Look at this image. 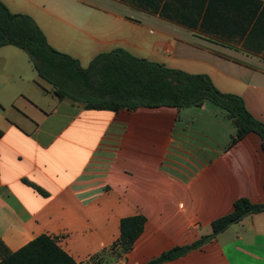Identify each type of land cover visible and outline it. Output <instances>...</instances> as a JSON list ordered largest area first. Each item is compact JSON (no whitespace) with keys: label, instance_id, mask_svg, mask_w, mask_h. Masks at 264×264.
Returning a JSON list of instances; mask_svg holds the SVG:
<instances>
[{"label":"crops","instance_id":"crops-1","mask_svg":"<svg viewBox=\"0 0 264 264\" xmlns=\"http://www.w3.org/2000/svg\"><path fill=\"white\" fill-rule=\"evenodd\" d=\"M1 1L33 17L50 45L85 69L123 49L209 76L264 122V0H68L51 17L39 0ZM234 134L210 103L86 110L39 78L0 80V242L16 252L41 235L58 237L80 264L120 238L122 219L141 215L145 231L122 264L193 244L237 200L264 204L262 140L252 133L230 146ZM164 264H264V213Z\"/></svg>","mask_w":264,"mask_h":264},{"label":"trees","instance_id":"trees-1","mask_svg":"<svg viewBox=\"0 0 264 264\" xmlns=\"http://www.w3.org/2000/svg\"><path fill=\"white\" fill-rule=\"evenodd\" d=\"M140 5L153 0H133ZM8 46L25 51L38 78L73 106L86 110L135 111L140 108H200L210 103L222 111L235 128L230 146L249 134H257L264 150V122L255 118L241 96L220 91L207 75H193L138 58L123 49L98 55L83 68L80 61L52 47L36 20L14 13L0 0V49ZM40 190V189H39ZM41 191V190H40ZM264 213V204L241 198L232 213L212 223V233L193 244L175 247L146 264H164L186 256L215 240L246 217ZM144 216L121 220L120 238L102 253L80 264H116L126 257L143 235ZM0 264H78L60 245L59 238L41 235L20 250L11 252L0 242Z\"/></svg>","mask_w":264,"mask_h":264},{"label":"rangeland","instance_id":"rangeland-1","mask_svg":"<svg viewBox=\"0 0 264 264\" xmlns=\"http://www.w3.org/2000/svg\"><path fill=\"white\" fill-rule=\"evenodd\" d=\"M39 3L42 8L51 13H46L48 16L59 15L60 12L67 11L69 7L68 0H39ZM8 47L18 52V55L9 54L5 57L0 55V80H38L28 54L17 47Z\"/></svg>","mask_w":264,"mask_h":264},{"label":"built area","instance_id":"built-area-1","mask_svg":"<svg viewBox=\"0 0 264 264\" xmlns=\"http://www.w3.org/2000/svg\"><path fill=\"white\" fill-rule=\"evenodd\" d=\"M123 259H124V258H123ZM123 259H122V260H123ZM120 261H121V260H120ZM122 263H123V261H121L120 263H117V264H122Z\"/></svg>","mask_w":264,"mask_h":264}]
</instances>
